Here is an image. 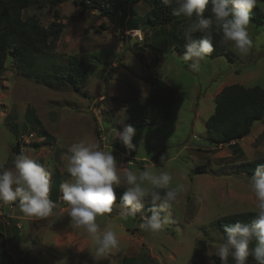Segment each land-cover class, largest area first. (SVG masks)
Listing matches in <instances>:
<instances>
[{"label":"rangeland","instance_id":"obj_1","mask_svg":"<svg viewBox=\"0 0 264 264\" xmlns=\"http://www.w3.org/2000/svg\"><path fill=\"white\" fill-rule=\"evenodd\" d=\"M257 6L264 13V0ZM57 9L65 29L56 44L52 62L65 65L70 56L81 58L89 71L87 86L80 93L71 86L50 89L20 76L9 55L6 71L0 75V167H12L13 146L20 141L25 154L50 172V199L57 202L61 183L70 179L68 174L64 180L57 175L58 171H64L61 157L80 139L105 151L112 148L122 167L133 170L155 169L161 166V157H165L163 163L173 176V186L183 185L171 210L173 223L162 233L151 235L139 229V217L121 220L114 207L111 214H106L110 219L98 218L97 222L102 228L110 227L117 233L120 249L101 264H124L127 258H136L135 264H191L194 252L200 249V240L206 241L208 264H212L215 249L210 241L212 233L218 232L215 222L221 217L254 211L248 175L239 173L238 165L264 158V121L255 122L250 135L238 142L242 155L234 154L233 146L216 147L209 142L206 122L215 109L214 95L224 87L237 83L264 88V25L258 27L250 22L249 32L255 46L248 56H238L235 62L225 56L209 58L202 62L199 72H192L178 59L184 53L175 50L174 41L196 21L151 28L143 19L139 27L142 41L136 37L135 42L134 31L122 37L118 18H102L73 0H67ZM132 9L140 21L150 10L149 0H141ZM22 16H35L47 27L53 21V10L40 3L25 10ZM148 76H158L172 86L176 91L175 103L166 122L136 129L133 138L136 149L129 150L116 140L114 129L123 131L128 126L126 106L131 97L148 96L150 88L145 81ZM84 92L87 97L82 95ZM28 107L35 109L54 139L42 141V137L28 129L29 123L24 127ZM122 109L126 110V118L120 115ZM31 134L34 136L29 138ZM32 144L38 147L30 148ZM203 165L206 172H198V167ZM60 205L56 210L61 212L59 215L47 220L33 218L40 230L32 229V232L29 219L18 212L13 214L8 207L3 208L0 242L5 241L7 251L15 256L13 243L18 238L20 249L28 251L33 258L30 264H94L89 254L92 241L82 230L70 225L66 208L63 203ZM52 219L87 242L80 253L76 242L71 252L67 248L56 251L57 230L50 228L42 234ZM16 223L23 228H16ZM40 237L43 244L38 241Z\"/></svg>","mask_w":264,"mask_h":264},{"label":"clouds","instance_id":"obj_2","mask_svg":"<svg viewBox=\"0 0 264 264\" xmlns=\"http://www.w3.org/2000/svg\"><path fill=\"white\" fill-rule=\"evenodd\" d=\"M162 3L171 6L173 0H162ZM175 3L178 7L173 9L174 16L182 15L188 20L197 18L184 32L185 53L178 58L190 71L199 72L202 62L211 57L214 30L220 35V46L236 56H248L255 46L249 32L250 13L261 0H175ZM206 10H210V15L204 18ZM196 33H202L203 38L195 39ZM173 55L176 56L175 52ZM125 111L121 110L122 117ZM114 131L116 140L127 149H136L134 127L129 125L123 131ZM61 159L70 179L61 183L59 201L66 208L70 225L82 230L92 241L89 254L94 264L108 260L111 253L120 249L117 233L110 227L102 228L97 222L98 218L110 219L106 214H111L114 207L119 219L124 221L139 215V229L151 235L162 233L173 223L171 210L183 185L173 186V176L163 163L165 157H161V166L155 169L133 170L122 167L112 154V148L105 151L80 139L68 147ZM50 179V172L42 164L21 151L12 167H0V207H8L13 214L18 212L25 219L57 215L56 210L61 205L50 199ZM246 180L254 197L256 218L251 223L224 225L223 234L212 233L210 244L215 249L212 256L218 258L220 264H229L230 260L232 264H248L249 256L255 264H264V164H258ZM122 185L124 191L120 202L116 203V189ZM146 205H151L147 212L144 211ZM253 242L255 247L250 250Z\"/></svg>","mask_w":264,"mask_h":264},{"label":"trees","instance_id":"obj_3","mask_svg":"<svg viewBox=\"0 0 264 264\" xmlns=\"http://www.w3.org/2000/svg\"><path fill=\"white\" fill-rule=\"evenodd\" d=\"M67 0H0V75L6 71V62L9 55L13 57V63L17 73L29 80H34L50 89L59 90L64 86H71L76 93H80L88 83L89 71L86 63L77 56H70L65 65H56L52 62L56 44L64 32L65 24L61 21V14L57 9ZM141 0H73L83 9L96 11L102 18H118L122 37L133 30L140 31V23L144 22L151 28L177 24L188 20L184 16H174L173 9L178 5L173 0L171 6H166L162 0H149L150 10L145 18L139 21L137 13L132 6ZM43 3L53 10V21L43 26L35 16L23 18L25 10ZM84 11L82 10V13ZM210 15L206 10L204 18ZM191 20L197 21L196 17ZM250 22L260 27L264 25V13L257 6L250 13ZM195 39H202V33L194 34ZM220 35L213 31L214 51L210 58L225 56L232 62L238 59L234 53L227 51L219 44ZM175 50L185 53L184 35L175 38ZM149 85V94L145 99L133 96L127 102L129 117L127 125L135 129L149 124H161L166 122L172 112L176 99V91L158 76H148L145 79ZM87 97V93H82ZM257 121H264V88L245 87L242 84H232L224 87L215 97V109L206 122L208 131L207 139L213 145L233 146V153L242 155L241 147L237 144L240 140L250 135ZM38 136L44 137V141L54 137L43 126L35 109L28 107L25 112V126ZM10 127L15 128V125ZM118 143V142H117ZM38 147L36 144L29 146ZM116 147H120L119 144ZM14 156L20 154V141L13 147ZM258 164H264V158L252 162L245 161L238 165V172L252 175ZM198 172H206V165L199 166ZM124 191L123 187L116 189L117 201ZM56 201H58L56 199ZM178 201V200H177ZM176 204V203H175ZM151 207L146 205L144 211ZM150 214V212L148 213ZM139 217V215L137 216ZM254 211H247L221 217L215 222V229L223 234L224 225L233 226L236 223H251L255 219ZM200 249L195 251L191 264H208L206 241H199ZM255 242L250 245L254 249ZM136 258H127L124 264H135ZM216 264H220L218 258L212 257ZM0 264H17L13 256L7 251L6 242H0ZM229 264H232L231 260ZM248 264H255L252 256H249Z\"/></svg>","mask_w":264,"mask_h":264},{"label":"crops","instance_id":"obj_4","mask_svg":"<svg viewBox=\"0 0 264 264\" xmlns=\"http://www.w3.org/2000/svg\"><path fill=\"white\" fill-rule=\"evenodd\" d=\"M120 25V24H119ZM134 41V39H133ZM136 42V41H135ZM217 95V94H216ZM215 95H214V99H215ZM25 117V115H24ZM43 124V123H42ZM42 141H44V137L41 138ZM18 142V141H17ZM14 147V146H13ZM20 151H24L23 147L21 146V143H20ZM25 152V151H24ZM40 159V158H39ZM62 160V159H61ZM37 161V160H36ZM4 168H6L4 166ZM8 168V167H7ZM58 177L61 178L62 180H64L66 177H67V173L66 172H61L59 173L58 171ZM60 179V180H61ZM61 180V181H62ZM61 214V212H58L57 215ZM31 221V226H30V231L32 232V229H36V230H40V226L38 224V222L35 221V219H29ZM45 220V219H44ZM47 220V219H46ZM58 221L56 219H52L49 224H46V226L44 227V229H42V234H46L50 231V228L51 230L54 229V230H57V232L55 233L54 235V242L56 244V247H57V250L56 251H63L65 248L69 249L70 252H71V249H73L74 247V243H75V246L77 247L78 245H80V248H79V251H77L78 253L81 252V250H83V248L86 246V241H82L81 237L76 235L71 229H67V228H64V227H60L59 224L57 223ZM18 224V223H16ZM55 224V225H54ZM53 225L55 227H53ZM17 228V226H16ZM23 228V227H22ZM38 232V231H37ZM30 233V232H29ZM33 233H34V230H33ZM32 233V234H33ZM41 237L39 238L38 241H41ZM32 242L34 243V239H32ZM18 238H16L14 240V249H15V256H13V258L16 260V262L18 261H21L23 264H30L31 260L33 258H31L30 256V253L27 251V252H24L22 249H20V246L18 244ZM43 244V241L40 242V244ZM7 247V245H6ZM8 250V249H7ZM21 263V264H22ZM18 264V263H17Z\"/></svg>","mask_w":264,"mask_h":264},{"label":"built area","instance_id":"obj_5","mask_svg":"<svg viewBox=\"0 0 264 264\" xmlns=\"http://www.w3.org/2000/svg\"><path fill=\"white\" fill-rule=\"evenodd\" d=\"M133 31H139V30H133ZM139 33H140V31H139ZM134 34H135V33H134ZM134 36H135L134 39H136V37H137V38H140V40L142 41V38L140 37V34H135ZM137 40H138V39H137ZM33 136H34V135L31 134V135L29 136V138H32ZM57 202H59L60 204L63 203L62 201H59V200H58ZM3 208H5V207H0V215H1V216H2ZM6 208H7V207H6ZM17 228H18V229H22V225H21L20 223H18V224H17Z\"/></svg>","mask_w":264,"mask_h":264},{"label":"bare ground","instance_id":"obj_6","mask_svg":"<svg viewBox=\"0 0 264 264\" xmlns=\"http://www.w3.org/2000/svg\"><path fill=\"white\" fill-rule=\"evenodd\" d=\"M135 34H139V31H134Z\"/></svg>","mask_w":264,"mask_h":264},{"label":"water","instance_id":"obj_7","mask_svg":"<svg viewBox=\"0 0 264 264\" xmlns=\"http://www.w3.org/2000/svg\"><path fill=\"white\" fill-rule=\"evenodd\" d=\"M134 41H137V39H134Z\"/></svg>","mask_w":264,"mask_h":264}]
</instances>
